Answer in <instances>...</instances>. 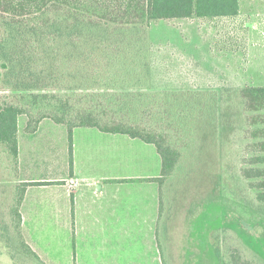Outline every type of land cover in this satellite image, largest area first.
Segmentation results:
<instances>
[{
	"label": "trees",
	"instance_id": "obj_1",
	"mask_svg": "<svg viewBox=\"0 0 264 264\" xmlns=\"http://www.w3.org/2000/svg\"><path fill=\"white\" fill-rule=\"evenodd\" d=\"M238 15V0H0V85L8 92L0 94V165L7 157L18 164L20 116L27 119L28 134L50 120L66 126L69 136L75 128H95L153 145L162 164L156 238L164 255L160 242H166L167 230L175 223L185 235L202 207L220 198L221 147L235 128L264 124V87L130 91L149 82L147 28L175 20L231 22ZM247 135L264 139V129ZM246 150L264 153V141ZM243 165L239 177L247 186L238 197L264 209V155ZM26 186L14 200L15 234L34 264H44L20 232L18 207ZM232 235L227 227L212 231L209 247L221 264H244L229 254L225 242Z\"/></svg>",
	"mask_w": 264,
	"mask_h": 264
},
{
	"label": "rangeland",
	"instance_id": "obj_2",
	"mask_svg": "<svg viewBox=\"0 0 264 264\" xmlns=\"http://www.w3.org/2000/svg\"><path fill=\"white\" fill-rule=\"evenodd\" d=\"M146 37L145 69L149 82L144 89L130 91L197 90L220 93L222 89L264 87V0H240L238 18L231 22L224 19L155 22L147 28ZM3 93L8 92H4L1 84L0 94ZM26 121L25 116H20L17 120L21 154L25 153L24 150L27 151L19 161L21 169L18 164L14 167L8 157V163L0 165V264H21L19 261L34 264L15 234L17 218L13 213L14 200L21 194V185L16 184L18 179L49 178L69 172L70 160L74 158V153L70 158L69 147L72 143L77 150L92 147L98 152L95 169L99 173L110 167V174H119L125 178H135L150 169V154L145 149H151L157 155L154 146L139 140H133L130 146L120 144L118 147L119 143H110L109 140L114 139L112 137L120 141H127L129 138L107 135L96 129L81 127L71 138L66 126L50 120L40 122L38 133L30 137L28 135L31 134L25 132ZM242 128H235L229 141L221 147L220 198L205 204L200 214L194 217L190 240L186 236L187 232L185 235L184 232L180 233L182 229H178L175 223L171 230H167L165 243L168 249L164 243L165 254H161L167 261L175 264H221L209 247L208 237L212 231L227 227L234 234L226 238L229 254L233 253L238 262L244 264L264 262V209H252L238 197V191L247 186V182L239 177V170L244 167L247 159L264 155L247 152L246 146L249 143L264 141L250 139L247 133L264 129V124ZM109 146L110 166H107L103 161L107 155L99 152L107 151ZM79 155L76 153V156ZM155 157L158 161V156ZM131 183L139 185L134 181ZM135 230H131L133 247L135 242L139 244V235L147 231ZM38 233L36 231L37 235ZM46 238H51L56 243L63 240L71 242L74 235L73 230L58 227L43 231L40 239ZM172 258L179 260L171 261Z\"/></svg>",
	"mask_w": 264,
	"mask_h": 264
},
{
	"label": "crops",
	"instance_id": "obj_3",
	"mask_svg": "<svg viewBox=\"0 0 264 264\" xmlns=\"http://www.w3.org/2000/svg\"><path fill=\"white\" fill-rule=\"evenodd\" d=\"M238 5L240 11V0ZM77 129L72 130L71 138ZM38 131L39 126L34 134L27 135L34 137ZM112 138L110 143H119L118 147L120 144L130 146L136 140L129 137L127 141ZM114 147L116 149V145ZM69 149L70 158L74 153L69 172L49 178H20L16 182L22 186L27 185L18 207L20 232L25 244L44 264H161L163 258L156 238L160 206L156 180L161 176L162 164L157 152L155 155L151 149H145L150 154V169L135 178H125L119 174H110V167L99 173L95 169L98 152L92 147L77 150L72 143ZM24 152L21 154L18 142L20 169L19 161L27 151ZM76 153L80 155L76 156ZM99 153L107 155L103 161L110 166V146L107 151ZM155 156H158V161ZM133 181L139 185L132 184ZM193 224L191 222L186 225L189 240ZM58 227L73 230V241L56 243L51 238L40 239L43 231ZM132 229L147 230L139 235V244L135 242L134 247L131 246ZM36 231H39L38 235ZM162 233L161 227L159 240ZM160 243L164 244L163 239ZM172 259L176 262L179 260Z\"/></svg>",
	"mask_w": 264,
	"mask_h": 264
}]
</instances>
